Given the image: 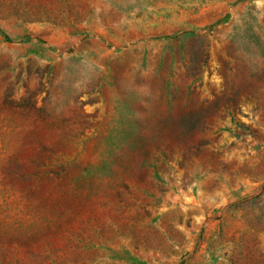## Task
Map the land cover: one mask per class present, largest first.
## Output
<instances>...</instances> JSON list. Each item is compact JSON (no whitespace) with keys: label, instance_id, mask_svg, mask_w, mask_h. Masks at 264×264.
<instances>
[{"label":"rangeland","instance_id":"obj_1","mask_svg":"<svg viewBox=\"0 0 264 264\" xmlns=\"http://www.w3.org/2000/svg\"><path fill=\"white\" fill-rule=\"evenodd\" d=\"M0 264H264V0H0Z\"/></svg>","mask_w":264,"mask_h":264}]
</instances>
